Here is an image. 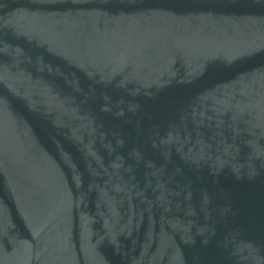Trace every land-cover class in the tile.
Wrapping results in <instances>:
<instances>
[{
  "label": "water",
  "instance_id": "water-1",
  "mask_svg": "<svg viewBox=\"0 0 264 264\" xmlns=\"http://www.w3.org/2000/svg\"><path fill=\"white\" fill-rule=\"evenodd\" d=\"M0 264H264V0H0Z\"/></svg>",
  "mask_w": 264,
  "mask_h": 264
}]
</instances>
